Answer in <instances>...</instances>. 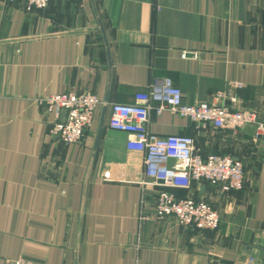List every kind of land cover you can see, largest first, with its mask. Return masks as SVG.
I'll list each match as a JSON object with an SVG mask.
<instances>
[{"label":"crops","instance_id":"crops-1","mask_svg":"<svg viewBox=\"0 0 264 264\" xmlns=\"http://www.w3.org/2000/svg\"><path fill=\"white\" fill-rule=\"evenodd\" d=\"M0 0V264H264V136L152 111L149 131L188 135L197 151L244 162L245 185L223 192L144 185L143 154L109 127L115 103H135L171 78L190 104L208 101L264 119V0ZM187 52L189 57L183 58ZM198 53V58H192ZM89 90L102 100L82 142L51 133L40 98ZM106 121L84 194L106 95ZM205 200L220 226L159 220L160 191Z\"/></svg>","mask_w":264,"mask_h":264},{"label":"built area","instance_id":"built-area-1","mask_svg":"<svg viewBox=\"0 0 264 264\" xmlns=\"http://www.w3.org/2000/svg\"><path fill=\"white\" fill-rule=\"evenodd\" d=\"M25 1L28 10L44 9L50 3V0ZM182 56L189 57L187 52ZM198 56L194 53L191 57ZM39 103L54 112L52 135L66 144H75L83 141L102 100L94 92L83 90L40 98ZM63 111H66L64 117ZM152 111L159 115L169 111L198 124L225 130L251 127L255 138L264 136V119L251 110H233L223 104L208 101L187 103L182 89L171 78L152 82L147 91L136 94L135 103H115L112 106L109 127L127 132L130 135L127 149L144 156L147 177L144 185L190 189L194 182L208 181L220 185L223 192L244 187L246 172L243 161L230 155L209 154L203 157L195 147L194 138L188 135L160 136L150 132L148 124ZM154 210L159 220L173 215L185 227L215 230L221 223L219 211L207 201L192 196L179 197L166 190L160 191ZM253 261L251 258L250 263ZM14 264L33 263L18 258Z\"/></svg>","mask_w":264,"mask_h":264},{"label":"water","instance_id":"water-1","mask_svg":"<svg viewBox=\"0 0 264 264\" xmlns=\"http://www.w3.org/2000/svg\"><path fill=\"white\" fill-rule=\"evenodd\" d=\"M92 3H93V6H94L95 13H96V15L98 17L99 28L102 31V34H103V37H104V40H105V43H106V46H107L108 56H109V61H110V66H111L109 46H108V40H107V36H106L105 26H104L102 20L100 19L99 15H98V11H97V8H96L95 0H92ZM108 103H109V94H107L106 97H105L103 108H102V112H101V117H100V120H99V127H98L97 132L94 134L95 143H94L92 157H91V160H90V164H89L88 171H87V174H86V179H85V188H84V194L85 195L87 193V187H88L89 178H90L93 166H94V159H95L96 153L98 151L100 139L102 137V133H103V129H104L105 121H106V112H107V109H108ZM62 115L64 117L66 115V111H63Z\"/></svg>","mask_w":264,"mask_h":264}]
</instances>
